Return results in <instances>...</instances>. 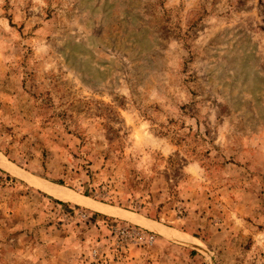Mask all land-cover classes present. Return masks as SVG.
Returning a JSON list of instances; mask_svg holds the SVG:
<instances>
[{
	"label": "rangeland",
	"instance_id": "1",
	"mask_svg": "<svg viewBox=\"0 0 264 264\" xmlns=\"http://www.w3.org/2000/svg\"><path fill=\"white\" fill-rule=\"evenodd\" d=\"M0 264H264V0H0Z\"/></svg>",
	"mask_w": 264,
	"mask_h": 264
},
{
	"label": "built area",
	"instance_id": "2",
	"mask_svg": "<svg viewBox=\"0 0 264 264\" xmlns=\"http://www.w3.org/2000/svg\"><path fill=\"white\" fill-rule=\"evenodd\" d=\"M120 234L126 238L134 239V240H141L148 243H152L154 240V236L142 231L141 229L136 228H130L129 226H126L125 228H121Z\"/></svg>",
	"mask_w": 264,
	"mask_h": 264
},
{
	"label": "bare ground",
	"instance_id": "3",
	"mask_svg": "<svg viewBox=\"0 0 264 264\" xmlns=\"http://www.w3.org/2000/svg\"><path fill=\"white\" fill-rule=\"evenodd\" d=\"M41 186V185H40ZM54 195L58 196V197H61V198H65V199H72V196L69 194L68 196L66 195V191L64 192L63 190H60V189H49ZM75 199V198H74ZM77 200V198H76ZM84 204V203H83ZM92 207V206H91ZM107 208V207H106ZM105 208V209H106ZM101 209V208H100ZM110 209V208H109ZM102 211V210H101ZM107 214H120L119 212L118 213H114L112 211H105ZM116 215V216H117ZM132 215V214H131ZM119 216V215H118ZM121 217H124V216H121ZM126 219V218H125ZM129 219V218H128ZM138 219V218H137ZM136 218H132L131 220H137ZM146 225V224H145ZM150 225V224H149ZM166 236H169L168 234H166ZM174 237H179L180 239H184L185 240V236H182V235H175L174 234ZM172 238V237H171ZM188 239V238H187ZM189 240V239H188Z\"/></svg>",
	"mask_w": 264,
	"mask_h": 264
},
{
	"label": "crops",
	"instance_id": "4",
	"mask_svg": "<svg viewBox=\"0 0 264 264\" xmlns=\"http://www.w3.org/2000/svg\"><path fill=\"white\" fill-rule=\"evenodd\" d=\"M143 222H144L146 225H148L149 227H151V226L155 227L154 224H153V223H150L149 221H144V220H143ZM149 224H150V225H149Z\"/></svg>",
	"mask_w": 264,
	"mask_h": 264
},
{
	"label": "water",
	"instance_id": "5",
	"mask_svg": "<svg viewBox=\"0 0 264 264\" xmlns=\"http://www.w3.org/2000/svg\"><path fill=\"white\" fill-rule=\"evenodd\" d=\"M149 222H152V221H149ZM152 223H154V222H152ZM154 226H156V227H157L158 225L154 223Z\"/></svg>",
	"mask_w": 264,
	"mask_h": 264
}]
</instances>
